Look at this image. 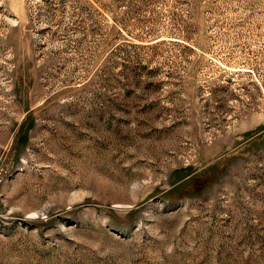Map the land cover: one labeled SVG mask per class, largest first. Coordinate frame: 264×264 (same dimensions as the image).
I'll return each instance as SVG.
<instances>
[{"label": "rangeland", "instance_id": "rangeland-1", "mask_svg": "<svg viewBox=\"0 0 264 264\" xmlns=\"http://www.w3.org/2000/svg\"><path fill=\"white\" fill-rule=\"evenodd\" d=\"M0 264H264V0H0Z\"/></svg>", "mask_w": 264, "mask_h": 264}]
</instances>
